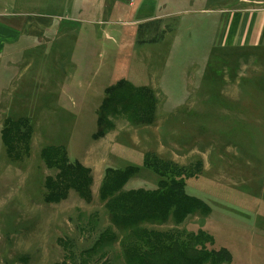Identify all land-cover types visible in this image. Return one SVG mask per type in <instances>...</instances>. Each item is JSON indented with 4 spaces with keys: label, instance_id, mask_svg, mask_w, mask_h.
<instances>
[{
    "label": "rangeland",
    "instance_id": "374dc122",
    "mask_svg": "<svg viewBox=\"0 0 264 264\" xmlns=\"http://www.w3.org/2000/svg\"><path fill=\"white\" fill-rule=\"evenodd\" d=\"M143 254L264 264V0H0V264Z\"/></svg>",
    "mask_w": 264,
    "mask_h": 264
},
{
    "label": "trees",
    "instance_id": "16d2710c",
    "mask_svg": "<svg viewBox=\"0 0 264 264\" xmlns=\"http://www.w3.org/2000/svg\"><path fill=\"white\" fill-rule=\"evenodd\" d=\"M113 95L114 96H117V97H120V96H122V93L121 92H118V90H115V91H113ZM109 103V102H108ZM104 109V108H103ZM105 110V109H104ZM101 113V112H100ZM103 114V113H102ZM101 120H102V117H101ZM116 201H114L113 202V204H111V206H112V208H117L118 210V212H120V213H123V211H122V208H123V206H120V205H115L114 203H115ZM120 206V208H118ZM112 218H113V221H114V223H118V221H119V217L117 216V214L115 215L114 213H112ZM116 220V221H115ZM141 241V240H140ZM145 243H149L148 242V240H145ZM155 245H153L152 247H151V250L150 251H156V250H158V249H155ZM159 247V249L161 248V252H158V253H153V255H155V254H159L160 256H169L168 258L169 259H171L172 258V253H175V252H177V250H178V248L177 249H170V248H165V245L163 246V245H161V246H158ZM138 252L139 253H141L142 251H141V244L139 243V245H138ZM144 255L145 254H143V257H144ZM142 256V255H141ZM145 258V257H144ZM139 260V259H138ZM138 260H135V264H143L142 262H143V260H146V258L145 259H143V258H141V262L140 261H138ZM132 263V262H131ZM147 264H164V263H162V261L161 262H149V263H147Z\"/></svg>",
    "mask_w": 264,
    "mask_h": 264
},
{
    "label": "crops",
    "instance_id": "0c3cea01",
    "mask_svg": "<svg viewBox=\"0 0 264 264\" xmlns=\"http://www.w3.org/2000/svg\"><path fill=\"white\" fill-rule=\"evenodd\" d=\"M23 32H24L23 30L17 31L14 38L18 40L19 38L23 36ZM106 168L107 167H104V170H106Z\"/></svg>",
    "mask_w": 264,
    "mask_h": 264
}]
</instances>
